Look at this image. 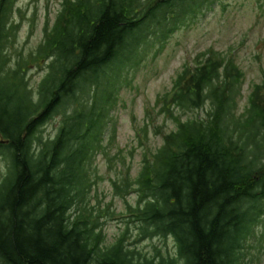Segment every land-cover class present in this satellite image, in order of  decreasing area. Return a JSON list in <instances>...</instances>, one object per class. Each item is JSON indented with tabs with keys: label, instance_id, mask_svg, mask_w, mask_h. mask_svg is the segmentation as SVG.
Listing matches in <instances>:
<instances>
[{
	"label": "trees",
	"instance_id": "1",
	"mask_svg": "<svg viewBox=\"0 0 264 264\" xmlns=\"http://www.w3.org/2000/svg\"><path fill=\"white\" fill-rule=\"evenodd\" d=\"M217 1L62 0L33 55L14 59L17 0H0L1 264H258L264 81L238 113L244 71L232 55L205 53L158 97L156 116L175 129L143 150L136 175L117 144L113 113L132 85L129 72ZM35 66L47 70L36 90L27 77ZM147 114L142 140L151 126L161 129ZM59 116L58 133L45 139L42 128ZM99 157L111 171L120 167L113 182L127 204L120 212L92 198ZM112 217L125 230L107 244L102 220ZM133 227L136 243L164 245L146 251L128 243Z\"/></svg>",
	"mask_w": 264,
	"mask_h": 264
},
{
	"label": "rangeland",
	"instance_id": "2",
	"mask_svg": "<svg viewBox=\"0 0 264 264\" xmlns=\"http://www.w3.org/2000/svg\"><path fill=\"white\" fill-rule=\"evenodd\" d=\"M61 6L62 0H17V12L12 16V21L18 26L16 49L12 53L14 59L21 54L24 57L33 55L44 40V27L47 22L53 24ZM148 52L138 68L129 72L132 85L120 91L119 103L113 113L117 121V144L124 149L132 175H136L140 168L143 150H155L162 144L163 135L175 129L172 121L156 116L153 108L158 97L171 90L174 78L184 64L199 60L205 53L232 55L245 74L238 113L244 110L254 85L264 81V0H219ZM46 73V66L30 67L27 73L29 85L36 90ZM147 112L152 116L154 125L161 129L159 133L151 126L146 139L142 140L144 134L140 136L141 132L149 123ZM61 120V116L55 117L42 128L45 139L53 138L58 133ZM96 164L100 179L92 198L100 200L97 205L104 207L110 203L112 210L120 212L127 205L113 187V182L121 177L120 167L111 171L107 160L102 157L98 158ZM5 171L6 162L0 156V174L4 175ZM127 199L134 204L136 194L131 193ZM102 223L107 244L113 243L125 230L122 219L117 217L105 218ZM257 229L259 234L264 235V219ZM137 237L133 227L127 242L146 251H151L153 244L165 243L158 238L139 239L136 243ZM260 252L258 264H264V247L260 248Z\"/></svg>",
	"mask_w": 264,
	"mask_h": 264
}]
</instances>
